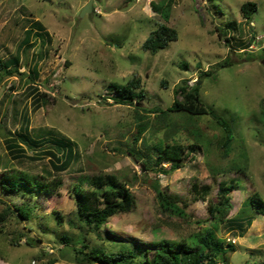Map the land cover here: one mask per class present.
Listing matches in <instances>:
<instances>
[{
    "label": "rangeland",
    "instance_id": "rangeland-1",
    "mask_svg": "<svg viewBox=\"0 0 264 264\" xmlns=\"http://www.w3.org/2000/svg\"><path fill=\"white\" fill-rule=\"evenodd\" d=\"M89 2L90 12L81 15ZM163 2H170L166 21L165 13L151 7ZM248 2L256 9L245 19L241 6ZM35 22L47 34H32ZM160 24L175 29L177 39L145 51L144 40ZM26 30H31L29 48L21 44ZM16 54L22 74L0 77V175L15 169L60 178L62 185L35 199L37 217L31 223L8 221L1 228L0 264H48L52 259L53 264H75L60 252L59 241L61 234L74 240L83 233L67 224L75 211L69 187L78 177L105 174L126 184L135 206L111 217L102 235L150 252L152 244H177L212 227L207 202L216 201L218 182L234 178L238 188L230 193L227 220L213 226L225 245L234 246L225 264H264V217L246 204L253 193L264 200V0H0V61ZM31 71L37 76L29 79ZM203 72L210 75L199 80ZM132 78L138 80L133 94L144 93L140 101L122 99L115 91ZM182 82L198 84L201 102L228 124L232 140L227 150L221 147V128L208 115L147 112L165 111L181 100L174 90ZM140 120L147 126L137 136ZM164 123L168 127L161 128ZM26 126L31 138H47L44 146L21 142L16 133ZM52 136L77 154L65 170L53 167L64 157ZM159 141L179 144V160L156 164L164 156L152 150ZM132 148L137 160L128 152ZM244 165L245 174L231 171ZM155 182L183 199L187 221L160 213L151 187ZM193 183L209 186L208 201L194 195ZM0 199L21 200L7 192ZM53 212L62 217L60 225ZM19 231L38 242L31 246L20 239L12 245ZM85 237L100 243L93 234Z\"/></svg>",
    "mask_w": 264,
    "mask_h": 264
},
{
    "label": "trees",
    "instance_id": "trees-1",
    "mask_svg": "<svg viewBox=\"0 0 264 264\" xmlns=\"http://www.w3.org/2000/svg\"><path fill=\"white\" fill-rule=\"evenodd\" d=\"M154 11L165 13L162 18L166 21L170 2L151 3ZM161 9V10H160ZM256 9L254 3H245L241 6V11L245 19ZM162 15V14H161ZM32 34L40 37V35L47 34L43 27L35 22L33 24ZM32 30V29H31ZM31 30H26V37L22 40L21 44L24 47H30L28 37ZM177 39V32L173 28L167 27L165 24H160L157 29L152 31L142 44L145 51H156L165 48L168 43ZM20 44V46H21ZM19 50V47L18 49ZM20 62L18 54L5 62L0 61V77L11 76L19 73L18 64ZM186 70V64L181 65ZM28 78L32 79L37 76L36 71L28 73ZM31 74V75H30ZM210 75V72H203L200 74V79ZM138 80L132 78L127 81L125 85H120L115 88V91L122 99L140 101L144 98L143 91L133 94V90L137 88ZM174 93L181 96V100H174L172 104L162 111L157 108L148 110L149 113H156L166 115V113L184 112L191 116L208 115L215 120L218 127L221 128L224 135V141L221 147H226L232 140L231 129L228 124L217 117L212 111L207 109L200 100L199 85L195 84L192 87L186 86L185 82L178 85ZM262 115L264 116V100L261 104ZM140 119V118H139ZM146 123L138 121L136 135H141L146 129ZM160 127H168L166 123ZM24 131V132H22ZM24 133V134H23ZM42 134V133H41ZM21 142L31 147H41L45 145L47 138L43 135L37 138H31L27 134V126L21 127L19 132L16 133ZM167 136L165 137V139ZM55 144V149L62 152L64 161L59 165H53L57 171L65 170L69 167L71 162L76 160L77 154L74 155L71 147L63 141L58 140L52 136ZM137 140L134 137V141ZM165 141V140H164ZM164 141H159V144L153 145L152 150L163 154L158 156L156 164L159 161L176 162L179 160L180 150L182 147L172 141V145L165 144ZM66 146V148H65ZM195 145L188 146L187 150L192 151ZM185 148V147H184ZM186 149V148H185ZM129 154L136 160L139 157L133 148L130 149ZM52 155V154H51ZM147 160L152 158L151 154L144 155ZM54 158V155H52ZM148 169V165L142 163ZM247 166L231 167V171L245 174ZM62 181L60 178L47 179L46 177H39L38 175H30L15 169H6L0 175V193L7 192L13 197H19L21 200L18 204H9L0 199V204L3 206L0 210V231L1 228L8 221H14L19 225L29 224L37 217L38 205L35 199L42 196L47 197L52 192L61 188ZM152 189L155 193L157 207L161 214L166 216H173L187 221L188 215L185 212L186 204L180 196L168 191L167 188L160 187L158 182L152 184ZM238 188L234 178L222 180L217 184L216 201L206 200L209 186L197 185L193 183L191 190L195 196L207 202L208 221L212 227H206L202 231L192 234L187 239H183L177 244L172 241H162L159 246L152 244L153 251L150 252L147 248H141L133 242L118 241L102 235V230L106 226L108 220L118 214H125L131 212L135 206V200L125 183L122 182L116 175L105 174L96 175L92 177H78L74 183L69 187V195L75 203V211L72 214L73 218L67 220V224L76 230H83L79 233L76 239H71L64 234H61L59 241L63 244L60 252L68 254L70 260L75 264H225L228 252H234V246L230 243L224 244V241L216 235V230L213 226L223 225L229 212L231 210L230 193ZM249 209L256 215L264 217V200L257 194L253 193L246 201ZM57 217L54 219L57 225L61 224L62 217L58 213L53 212ZM201 224L200 221H196ZM26 226V225H25ZM86 234H93L100 243L91 244L85 237ZM20 239H25L26 245H33L38 242L37 239L31 237L27 232L19 231L17 238L10 240L11 244H17ZM13 245V244H12ZM63 254V253H62ZM56 259H52L48 264H53Z\"/></svg>",
    "mask_w": 264,
    "mask_h": 264
},
{
    "label": "water",
    "instance_id": "water-1",
    "mask_svg": "<svg viewBox=\"0 0 264 264\" xmlns=\"http://www.w3.org/2000/svg\"><path fill=\"white\" fill-rule=\"evenodd\" d=\"M90 3H91V2H89V4H88L87 6L84 7V9H83L82 12H81V15H84L85 13H89V12H90V8H89ZM260 64H261L262 67L264 68V59L260 62Z\"/></svg>",
    "mask_w": 264,
    "mask_h": 264
}]
</instances>
